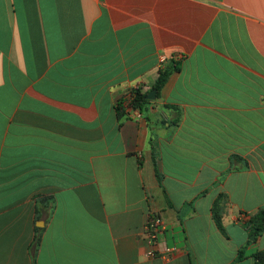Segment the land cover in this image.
Listing matches in <instances>:
<instances>
[{"label": "crops", "instance_id": "obj_1", "mask_svg": "<svg viewBox=\"0 0 264 264\" xmlns=\"http://www.w3.org/2000/svg\"><path fill=\"white\" fill-rule=\"evenodd\" d=\"M261 212L264 0H0V264H259Z\"/></svg>", "mask_w": 264, "mask_h": 264}, {"label": "trees", "instance_id": "obj_2", "mask_svg": "<svg viewBox=\"0 0 264 264\" xmlns=\"http://www.w3.org/2000/svg\"><path fill=\"white\" fill-rule=\"evenodd\" d=\"M175 71H179V64L176 62L165 65V67L160 70L159 77L153 87V90L156 91L157 98L160 97L161 91L163 90V88L169 81L171 75ZM148 95V93H143V91L138 88L135 92V97L134 100L131 102L130 107L135 110H139L140 112L149 111L152 101L148 100ZM165 108L175 114L174 122L175 124H178L181 119V112L175 107L166 106ZM116 111L120 117L127 115L126 111L123 109L122 102H119L117 104ZM213 211L218 227L220 229H223L221 219L219 218L217 213V207H214ZM250 226L255 236H261L264 232V212H261L256 217L252 218L250 221ZM39 242L40 238L36 240V247L39 245ZM242 257V252H240L239 258L242 259ZM257 259L259 260V264H264V257L262 255L258 254Z\"/></svg>", "mask_w": 264, "mask_h": 264}, {"label": "built area", "instance_id": "obj_3", "mask_svg": "<svg viewBox=\"0 0 264 264\" xmlns=\"http://www.w3.org/2000/svg\"><path fill=\"white\" fill-rule=\"evenodd\" d=\"M166 62H168V59L166 57H163L161 60V64H164ZM137 89L130 91L120 100V102H122L123 104V109L127 114H134L139 112L138 110L130 107L131 102L134 100L135 92ZM165 227L166 224L160 215L151 216L146 224V235L152 246L159 244L158 237L160 233L165 230ZM148 256L151 258L163 257L168 260L172 257V249L167 248L162 254L152 250L148 252Z\"/></svg>", "mask_w": 264, "mask_h": 264}, {"label": "water", "instance_id": "obj_4", "mask_svg": "<svg viewBox=\"0 0 264 264\" xmlns=\"http://www.w3.org/2000/svg\"><path fill=\"white\" fill-rule=\"evenodd\" d=\"M156 99H157L156 91L153 90V91H151L150 94L148 95V100H150V101H154V100H156ZM254 238H255V236L252 237V239H254Z\"/></svg>", "mask_w": 264, "mask_h": 264}, {"label": "rangeland", "instance_id": "obj_5", "mask_svg": "<svg viewBox=\"0 0 264 264\" xmlns=\"http://www.w3.org/2000/svg\"><path fill=\"white\" fill-rule=\"evenodd\" d=\"M167 63V62H166ZM166 63L163 64V67H165ZM162 67V68H163ZM139 111V110H138ZM175 117V115H173ZM173 120H170V122H172Z\"/></svg>", "mask_w": 264, "mask_h": 264}]
</instances>
